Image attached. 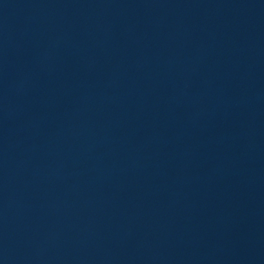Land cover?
<instances>
[{
  "label": "water",
  "instance_id": "1",
  "mask_svg": "<svg viewBox=\"0 0 264 264\" xmlns=\"http://www.w3.org/2000/svg\"><path fill=\"white\" fill-rule=\"evenodd\" d=\"M0 264H264V0H0Z\"/></svg>",
  "mask_w": 264,
  "mask_h": 264
}]
</instances>
